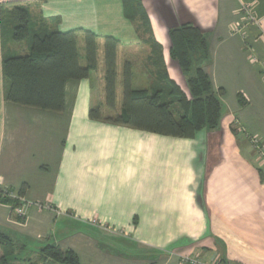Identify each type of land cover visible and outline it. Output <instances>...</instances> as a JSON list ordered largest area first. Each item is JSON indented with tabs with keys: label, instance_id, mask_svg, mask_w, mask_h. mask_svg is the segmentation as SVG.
Instances as JSON below:
<instances>
[{
	"label": "crops",
	"instance_id": "1",
	"mask_svg": "<svg viewBox=\"0 0 264 264\" xmlns=\"http://www.w3.org/2000/svg\"><path fill=\"white\" fill-rule=\"evenodd\" d=\"M7 1L0 0V194L11 202L0 197V233L72 250L80 264H264V0H140L170 78L188 97L170 31L193 24L210 45L203 67L224 91L223 114L217 128L189 138L94 120L92 74L67 82L59 113L6 101ZM12 1L28 9L35 31L99 36L101 67L105 37L120 43L119 68L135 51L150 64L153 46L127 14L132 0ZM147 68L135 89L150 87Z\"/></svg>",
	"mask_w": 264,
	"mask_h": 264
},
{
	"label": "trees",
	"instance_id": "2",
	"mask_svg": "<svg viewBox=\"0 0 264 264\" xmlns=\"http://www.w3.org/2000/svg\"><path fill=\"white\" fill-rule=\"evenodd\" d=\"M132 2L142 13L141 1ZM15 4L11 12H6L5 4L3 5V42L5 33L7 39L11 38L14 43L28 41L29 54L4 57L5 99L17 105L62 112L65 108L67 82L89 78L99 69L100 37L84 30L68 33L48 31L45 26L35 31L28 9L22 6L21 2ZM143 18L149 27V20L146 16ZM81 40L84 44L82 54ZM170 40V57L179 63L188 76L190 97L170 78L160 44L153 45V56L148 68L152 77L150 87L135 89L132 75H120L118 72L117 49L120 43L115 38L105 37L106 92L113 105L119 86H122V107L119 116L114 119L103 118L100 108L95 107L91 110V118L138 127L162 135L188 138L199 132L217 128L223 114L224 91L215 90L211 75L203 67L210 59L207 38L198 27L184 24L170 31ZM240 102L244 104L242 99ZM0 197L3 202H11L1 194ZM0 247H3L7 254V264L9 257H19L11 238L1 233ZM41 255L52 264H80L72 250H64L55 244L46 243Z\"/></svg>",
	"mask_w": 264,
	"mask_h": 264
},
{
	"label": "rangeland",
	"instance_id": "3",
	"mask_svg": "<svg viewBox=\"0 0 264 264\" xmlns=\"http://www.w3.org/2000/svg\"><path fill=\"white\" fill-rule=\"evenodd\" d=\"M16 4L14 1L9 0L5 3V11L11 12L15 8ZM128 14L129 16L139 25V28L143 32V34L147 38V42L149 46H153L154 44H160L149 32V27L145 19L142 17V13H140L139 7L134 3L131 2L128 4ZM7 15V14H6ZM166 38V36L164 37ZM163 39V44H165V39ZM169 41V40H167ZM28 41L22 42L21 44L14 43L11 38L7 39V34L4 35V50L5 56L8 55H21L24 54L28 48ZM153 50V48H152ZM84 51L81 50V54ZM145 52H130L129 55L124 57L123 63L121 67H118L119 70L123 74H131L133 83L136 85H141L143 83V76L139 75V70H142L145 65L149 67L146 61ZM148 69V68H147ZM93 80L95 81V96H96V107L100 108L101 116L107 119H114L117 118L121 112L122 101H123V93L120 91L118 95L120 98H117L114 101V104H111V101L108 99L107 92H106V82H105V66H99V69L92 73ZM124 77V76H123ZM120 79V77H119ZM182 81V80H181ZM140 83V84H139ZM181 83V82H180ZM182 84V83H181ZM184 86V84H182ZM142 86V85H141ZM122 87V86H120ZM217 131V129H216ZM215 138V137H214ZM14 248L16 251L19 252L18 256L16 257H9L8 264H52L51 261L44 260L41 255V250L46 246V244L30 242L24 239L19 241H13ZM17 254V253H16ZM4 258V259H3ZM0 264H7V254L6 252L0 249Z\"/></svg>",
	"mask_w": 264,
	"mask_h": 264
},
{
	"label": "built area",
	"instance_id": "4",
	"mask_svg": "<svg viewBox=\"0 0 264 264\" xmlns=\"http://www.w3.org/2000/svg\"><path fill=\"white\" fill-rule=\"evenodd\" d=\"M248 15H249V18L251 19V21H255L254 17L251 15V12L248 11ZM251 142H252V146L256 150V152L258 154H261L262 150H263V146L261 144L260 139L257 137H254L251 139ZM9 195H11V194H9ZM28 207H29V204L24 203V205H22V207L18 208V210H17L18 215L21 217L26 216V209ZM183 261L187 264H206V263L202 262L201 260L196 259V258H192V257H185V258H183ZM214 264H219V263H214Z\"/></svg>",
	"mask_w": 264,
	"mask_h": 264
}]
</instances>
